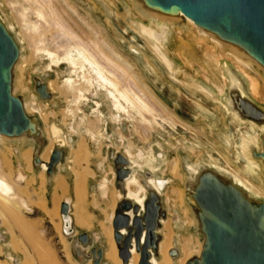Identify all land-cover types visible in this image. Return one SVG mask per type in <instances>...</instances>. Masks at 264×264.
<instances>
[{
    "label": "rangeland",
    "instance_id": "374dc122",
    "mask_svg": "<svg viewBox=\"0 0 264 264\" xmlns=\"http://www.w3.org/2000/svg\"><path fill=\"white\" fill-rule=\"evenodd\" d=\"M43 1L46 4V8L51 14L54 22V26L51 29L52 34L47 35L49 41L51 40V37H57L59 40V46L62 48L68 47L72 41L86 44L88 48L93 50V52L97 54L102 61L123 76L124 84L134 82L139 88H141L139 86V81L136 80L135 76L132 74L131 68L127 64L124 65L123 63H119V61L101 45L102 42L100 41L107 39L121 53L128 56L135 63V74H138V76L142 77L143 80L145 79V82L148 83L152 91L163 99L164 103H166L169 107L170 112H175V114H178L182 120L177 117H173L159 102H157V100H154L157 104V113H159L160 116H164L167 121L163 120L159 116V119L157 120L159 124L153 122L152 126H150L136 120L134 122H129L130 130L131 132L133 131L132 134L129 129L118 126L117 135L112 128L110 119L108 118L107 99L102 96H97V99L102 101L104 105L102 110L104 111V114H106L102 123L97 122L99 126L102 127L101 130L103 132L101 131V133L103 134L101 135L100 133L95 132V136H93L89 130L90 122L93 120L96 121L93 113L94 108L92 107V100L89 102L83 101V104L79 105L86 113L85 116L84 113H80L75 109V106L72 104L74 97L66 90V88L49 89L48 87L51 93V98L48 100H43V98L35 90L36 76H40L47 85L50 80L55 79V85L58 86L59 84H62V81L67 75L65 67L67 65H62L61 69L56 66H53L52 69L49 68V64L51 63L50 58L45 52L37 51L36 48L37 46L42 45L39 36L27 31V29L30 31L32 30L31 26L33 24L39 25L43 23V20L39 17L38 12L33 7H30L29 2L26 0H0V17L6 26L11 28L9 30L17 40L23 55L22 63H24V67H21L20 65L14 69L13 87L14 90L16 89L15 94L31 106L32 110L28 113L38 119L39 128L42 132V139L44 141L39 144L38 141L27 135L24 137H14L12 139L8 137L7 141L5 139V143L0 144V147L3 151H12L15 173L20 169L26 175L27 179L34 180L35 178L34 183H36V181L40 178V164L33 162V168L29 169L26 165L19 164L18 155L24 149L33 146L34 158L36 156H40L45 147L55 139L52 126L56 125L59 127L60 132L58 136H61L60 138H64L67 142L64 146L58 145L61 142H54V145L56 146V149L63 151V159L57 164L52 174L47 172L46 175L50 180L56 173L63 174L65 172L63 175L67 177L66 179L69 182V192L67 193V196L71 197L73 202L78 201L77 203L79 207L81 206V208H79L81 211L80 213L84 215V222L88 223L91 216H93L92 221L94 222L93 226L85 228L79 226L72 220V227L67 232L64 228V220L62 226V221L57 213L55 203L53 202L51 187H48L46 190L47 201L43 197H40L37 193L30 194L28 192L29 194L27 197L25 196V193L21 194L18 192L14 196L15 201H17L21 206L20 212L18 213V220L21 218L24 219L30 230L26 232L16 218L8 211L6 212L8 217L6 221L0 217V232L4 236L3 238L0 237V245L2 248L0 258L4 260L7 259L9 264H95L96 259L94 256V250L102 249L103 257L101 259V264H114L113 261L104 256L107 248V241L104 233L102 232L100 221L105 218L104 209L108 206L107 198L103 196L101 190L99 189V182H102L104 177H107L110 182L112 180L114 181V184L108 182L109 188H113V185L116 186V166L114 165V160L111 158L112 151L119 153L126 152L132 158L136 172L143 175L140 179L137 174L132 177L129 183L130 189H132L133 185L142 186L146 183L153 185V183H156L158 178L168 179V182L164 184L161 196L163 210L165 212V216H163V218H168L163 231L165 243L167 242L168 234L170 233L169 240L170 242L173 241V245L180 246L181 242V245L184 246L185 241L187 240V246L191 247L192 245L194 249L191 257L197 255L196 250L200 248L199 244L203 242L204 237L200 229V223H198V217H196V203H193L194 199L191 196V182L193 181V177L190 175L187 166L188 164H195L203 168L206 165H209L210 159L208 157L218 161L219 165L224 167V170L226 168L228 170L235 171L237 165L234 162L232 163L233 155L231 149V144L233 143L231 134L235 137L236 131L232 132L227 126V120L224 118L223 110L217 108L220 106L219 102H210L211 100H208L206 96L202 95V93H200L199 90H196L192 85L194 79L199 78L202 81L210 82V85L218 91H222V89L218 88L214 83L218 82L217 84H221L223 81L220 76L214 72L212 66L205 60L203 50L208 54L216 52L217 55L222 58H230L227 51L239 54L240 52L237 48L229 44H224L221 49L217 47L213 41L211 42L209 38L199 36L196 28L188 24L184 17L174 18L166 16L163 19H166L165 21L168 23V26H173L170 29L166 40L167 49L171 57L177 58L181 62V65L175 66L172 71L161 61L159 64L156 56L151 55L148 51L140 48V46L136 44H143L145 46L148 45L145 37L140 36V38L137 37L138 39L135 38L137 39L135 43L132 39L134 38L132 34L124 33L118 22L115 20L113 22L112 20L108 4L117 8L120 12L127 8L131 12L130 15L136 17L137 20L150 25L152 22L149 14H144L146 10L138 0H72L71 4L78 9L80 8L79 11L83 14V17L86 20L88 19V22L93 24L95 23L97 28L100 30L99 38H97V36H95V34L87 27L84 29L82 26H78L79 30H77L72 25L73 21L71 20L69 13L62 7L60 3L61 0ZM68 1L70 2V0ZM76 2H79L78 5ZM22 6L28 8L26 11V20L21 14L24 9ZM179 30H181V32H178ZM137 33L141 34L140 32ZM116 37L117 39H115ZM45 43H49L47 39L45 40ZM133 45L142 50V61L149 70L157 73V81L155 80V76L153 74L148 75L145 72V69L138 57L129 51V46ZM240 55H243L245 59L250 58L242 53ZM253 62V69L251 71L242 70L241 68L239 69V67L238 69L242 71V73L246 72V74H249L253 79H255L256 91L258 95H255L248 90V97L260 107H264V67H262L255 60H253ZM160 65L162 67H160ZM58 70L60 73L59 75H57ZM247 86V83H245L246 89ZM229 91V88H227V93H229ZM34 103H36V110L32 108ZM146 115L151 118L150 114L146 113ZM105 121L107 123H105ZM250 124L251 120H244L242 121L241 127L246 129L247 126H250ZM71 126L74 127V131L71 129ZM81 133H83V135ZM226 134L228 144L223 146ZM261 134L262 131L260 130V135ZM119 136L125 141H121ZM19 138L22 139L20 140ZM210 140L215 141L210 142ZM83 141L92 153L89 157V166L95 172V176L93 178L90 177L86 183V193L83 188L85 178L80 177L77 180L76 192L73 187L75 171L81 170L85 166V151L79 150V143ZM261 148L262 145L260 144L259 151ZM141 151L143 156L138 157V153ZM175 159H177V167L176 172L173 174L171 173L168 164L170 161H174ZM0 165V169L3 173L11 178L9 172L6 170V167H4V160L1 155ZM250 179L257 187L264 185V175L261 171L255 176H250ZM143 189H145V187H143ZM18 190L25 192V182L22 181L21 186H18ZM79 193L81 198H78ZM33 194L38 196L40 199H36ZM148 194L149 191H147L146 196H148ZM58 197H61L60 200L65 198L62 193H60ZM94 197L97 198L95 202ZM261 199H264V196H262ZM62 203L63 202L60 204V214L63 218L61 213ZM72 209L75 211V207H72ZM193 210L195 214L193 213ZM73 211L70 212L71 218V213H73ZM168 227L170 228L169 230ZM82 234H86L88 236V240H82ZM177 239H180V241H177ZM66 243L69 244V247ZM67 248L70 250L71 258L69 254H67ZM157 256L159 257L160 255L157 254Z\"/></svg>",
    "mask_w": 264,
    "mask_h": 264
},
{
    "label": "bare ground",
    "instance_id": "6f19581e",
    "mask_svg": "<svg viewBox=\"0 0 264 264\" xmlns=\"http://www.w3.org/2000/svg\"><path fill=\"white\" fill-rule=\"evenodd\" d=\"M26 1L29 2L30 7H33L38 12L39 17L43 20V23H41L39 25L33 24L31 26V28H32L31 31L29 29H27V31L29 33H32L34 35L39 36V39H40V42L42 45L36 47L37 51H43L48 55V57L51 60V63L49 64L50 69H52L53 66H56L57 68L61 69L62 65H67V66H65L66 70H67L66 71L67 75L65 76L66 78L63 81L61 80L62 84H59L58 86L55 85V81H56L55 79L50 80L48 85H47L46 82L40 76H36V78H35V89H36V91L39 92V94L43 98L48 99L50 97V95H51L50 91H49L50 88H53V89L66 88V90L68 92H70L71 95H73V97H74L72 100V104L75 106V109L80 113L81 112L84 113L85 116H86V113L82 110V108L79 105L83 104L82 103L83 101L89 102L92 100L93 101L92 107L94 108L93 113H94L96 121L93 120L92 122H90L89 130L93 134V136H95V132H98L101 135L103 134V133H101L102 127H100L97 122L102 123L103 119L105 118V114H106V113L104 114V111L102 110L104 105L100 99H97V96L98 97L102 96V97H105L107 99L108 118L110 119V123H111L112 128L116 134H117L118 126H121L122 128L129 129V131L131 132L129 122H134L136 120H138L139 122L148 124L150 126H152L153 122L159 124V122L157 120L159 119L160 114L157 113V110H156L157 104L155 103L154 100H157V102H159L164 107V109L166 111H168V113L171 114L173 117H175V118L177 117L178 119H181L178 114H175V112L174 113L170 112L169 107L166 105V103H164L163 99L160 96H158L154 91H152V89L149 87L148 83L145 82V79L143 80L142 77H139L138 74H135V70H136L135 63L128 56L121 53L107 39H103L102 41H100V42H102L101 45L104 48H106V50L109 51L112 54V56L119 61V63H123L124 65L127 64L131 68L132 74L135 76L136 80L139 81V86L142 89L139 88L134 82H130V84H124L123 83V79H124L123 76L120 75L115 70H113L111 67H109L108 64H106L104 61H102L97 56V54H95L93 52V50L88 48V46L86 44H84L82 42L72 41V43L68 47L62 48L61 46H59V40L57 39V37H53V38L51 37V40L49 41V38L47 37V35L52 34L51 29L54 26V22H53V19L51 17V14L49 13L48 9L46 8V4L44 3L43 0H26ZM71 1L72 0H70V2L68 0H61L60 3L62 5V7L65 8L66 12L69 13L70 18L73 21L72 25L77 30H79L78 26H82L84 29H86L85 27H87L95 34V36H97V38H99L100 30L97 28L95 23L93 24L91 22H88L89 20L87 19L88 20L87 21L83 17V14L79 11L80 8L78 9L74 5H72ZM78 3H77V5H78ZM138 6H140V5H138ZM22 7H24V6H22ZM90 7H89V9H90ZM108 7L110 10L113 22H114V20L116 22H118L119 26L122 28L124 33H126V34L131 33L132 36L134 37L132 39L135 41V43H136V40L138 38H140V35L137 33L138 31L141 32V34H143L145 36L148 45L145 46L143 44H138V43H136V44L138 46H140V48H143L144 50L148 51L151 55L156 56V58L159 61V64H160V60L164 59L172 71H173L175 66L181 65V62L177 58H173L170 56L169 51L167 49L166 40H167L169 31L173 26L172 25H171V27H170V25L168 26V23L165 21L166 19H163V18H165L166 16L168 17L169 15H166L162 12H159L158 10H149V9L147 10L146 9V12L144 14L148 13L149 17L151 19V22H152L149 25V24H145V23L137 20L136 17H133L132 15H130L131 12L127 8H125L124 11L120 12L119 10H117V8L113 7L110 4H108ZM27 10H28V8L24 7L23 11L21 12V14L25 20L27 19L26 18L27 17V15H26ZM86 10H87V8H86ZM104 15H106V14H104ZM180 16L182 18L184 17V19L188 22V24H190L196 28V30L199 33V36L209 38L211 40V42L213 41L217 45V47L222 49L224 44H229V43H226L221 38H219L216 34H213V33L209 32L208 30H206L205 28L198 26L191 18L185 16L182 13L177 18H180ZM170 17L176 18L175 16H170ZM96 23H98V22H96ZM180 26H181V24H180ZM7 27H8V29H11L9 26H7ZM106 27H107V25H106ZM187 29H190V28H187ZM178 32H181V30H179ZM16 34H17V32H16ZM135 38H137V39H135ZM46 39L49 42L48 44L45 43ZM115 39H117V37ZM229 45H232L233 47L237 48L238 51L240 52V54L242 53L244 55H247L250 58L245 59L243 57V55H240L239 53H236V52L227 51V50H226L228 52L227 54L230 55V58L229 57L228 58H222V57L218 56L216 52L208 54L203 50V56H204L205 60L212 66V68L214 69V72L218 76H220V78L223 81V83H221V84H217L218 82L217 83L213 82L218 88L222 89V91H218L212 85H210V82L202 81L199 78L194 79L192 86L196 90H199V92L202 93V95L206 96L208 100H211L210 102H212V101L219 102L220 106H218L217 108L220 110H223L224 118H225V120H227V126L229 127V129L232 132L236 131V135L234 134L235 137L231 134L232 140H233V143L231 144V149H232V155H233L232 163L233 162L236 163L237 167H236L235 171H231V170H228L226 168L224 170V167L219 165L218 161H216L215 159H213L211 157H208L210 159L209 165H206L204 168H201L199 165L197 166L195 164H188V166H187L188 171H189L190 175H192V177H193V182H192L191 188H192V190H194L193 187L196 185L198 175L204 169H206V170L212 169L214 171L222 170L224 172L223 174L227 178V180H230L233 183H235L236 185L240 186L246 192V195L249 199H251V200H252V198L253 199L254 198L255 199L256 198L261 199V197L264 196V185L257 187L251 181L250 176H255L260 171L264 175L263 159L262 158L258 159L255 155V152L259 150L260 144L262 141V135L264 133V119L262 121H259V122L252 120L250 126H247V128L245 127L246 129H243L241 127L242 121H244L243 117H241L240 113H238L239 111L237 110L238 108L235 105V103L234 104L232 103L233 102L232 93H234V95H240L243 97H247V96H249V91H251V93L258 95L257 91H256L255 79H253L249 74H246V72L242 73V71L239 70L241 68L242 70H250L251 71L253 69L254 58H252L246 52L241 50L238 46H236L234 44H229ZM199 46H201V45H199ZM140 48L135 46V45L129 46V51H131L132 54H134L138 57V59L140 60V62L142 63V65L145 69V72L148 75L153 74L155 76V80L157 81L158 80L157 73L153 72L152 70H149L148 67L145 65V63L142 61L143 55H142V50ZM22 59H23V55L21 53L20 59L16 63V67H19L20 65H21V67H24V63H22ZM197 60H198V58H197ZM160 67H162V66L160 65ZM238 67H239V69H238ZM46 69H47V67H46ZM141 70H143V69H141ZM47 74H48V72H47ZM59 74L60 73L58 70L57 75H59ZM245 83H247V85H248L247 89L245 87ZM48 87H49V89H48ZM227 88H229L230 93H227ZM15 92H16V89L14 90V93ZM93 96H96V97H93ZM35 104L36 103H34V105H32V108L34 110H36ZM209 104H211V103H209ZM25 107H26V110L28 112L30 110H32L31 106L28 103H25ZM262 109L264 110V107H262ZM146 113L150 114L151 118L147 117ZM210 114H213V113H210ZM201 115H204V114H201ZM160 117L163 120H166V118L164 116H160ZM212 118H213V116H212ZM220 118H222V117H220ZM106 121H105V123H107ZM212 121H214V120H212ZM221 122H222V120H221ZM49 125H50V123H49ZM81 128H82V126H81ZM71 129L73 131L75 130L73 126H71ZM52 130H53V133L55 134V139L49 145H47L45 147V149L43 150V152L40 155V158L42 159V163L40 164V168H41L40 178L38 181H36V183H34L35 178H34V180L33 179H27L26 175L20 169L15 173L12 151L8 150L9 152H6V151H3V149L0 147V155L2 156V158L4 160V165H5L4 167H6V170L9 172V174L12 178V179L9 178L0 169V217L3 218L4 221H6L8 219L6 212L8 211L10 214H12L16 218V220L26 230V232L29 231L30 228L26 224V221H24V219L21 218L18 220V216H19L18 213L20 212L21 206L17 201H15L14 196L18 192L21 194L25 193V196H27V197H28L29 193L30 194L31 193H37L40 197H43L47 201L46 190L48 187L49 188L51 187L53 202L55 203V206L57 208V213L60 216V219L62 221V226H63V220H64V228L67 232L72 227V220L75 221V223L78 224L79 226L85 227V228H89L90 226L94 225V222L92 221L93 216H91L88 223L84 222V219H83L84 215L80 213L81 211L79 208H81V206L79 207V205L77 203L78 201L73 202V199H71V197L67 196V193L69 192V182L66 179L67 177H65L63 175L65 172L63 174H61V173H56L55 175L53 174L54 176L50 180L48 179V177L46 175L47 169H48L47 162H49L50 156H51V153L53 152V150L56 149L54 142H61L60 144H58L60 146H64L65 143L67 142L64 138H60L61 136L60 137L58 136L59 132H60L59 127H57L56 125H53ZM260 130L262 131L261 135H260ZM132 132H131V134H132ZM210 133H209V135H210ZM81 134L83 135V133H81ZM24 136H26V135H23V137ZM7 138H8L7 136L0 134V144L5 143V139L7 141ZM120 138H121V141H125L122 137H120ZM205 138H207V137H205ZM73 140H71V141H73ZM117 140H119V139H117ZM224 140H225V142L223 143V146L228 144L227 134L225 135ZM71 141H70V143H71ZM212 141H215V140H212ZM212 141L210 140V142H212ZM213 144H214V142H213ZM115 146H117V145H115ZM12 150H14V149H12ZM33 150H34V147L30 146L29 148H26L20 152V154L18 155V162H20L19 163L20 165H26V167L29 169L33 168V162H34ZM35 150H37V149H35ZM79 150L85 151V156H84L85 166L83 167V169L75 171L74 179H73V187H74V191L76 192L77 180L80 177L85 178L84 182H83V188H84V192L86 193V183H87L88 179L90 177L93 178L95 176L94 170L92 168H90V166H89V162H90L89 157L91 156L92 153L87 148L84 141L79 143ZM100 150H101V148H100ZM124 154L130 161V166L128 168H130V170H131L128 177H126L124 180H121V184H122L124 191L120 188H117L115 185H113V188H109L108 182H110V181L107 177H104L103 181L99 182V189L101 190L103 196H105L107 198V206H108L104 209L105 210V218L100 221L102 232L104 233V236H105L106 241H107V248H106V251L104 253L105 254L104 256H106L108 259L113 261L114 264H124L122 258L118 256V245H117L116 240L114 238V228L112 225V221H113V218L115 215V210H116V207L118 205V202L123 198H128V199H131L134 202L140 203L142 206H144L148 187L156 190L159 194L162 195V190L164 188V184H166V182H168L167 178H161V179L158 178L156 183H153V185H150L149 183H146L145 185L141 184L143 187H145V189H143L142 186H138V185H133L132 189H130L129 183H130L132 177L135 174H137V176L140 179L143 175L136 172L132 158L126 152ZM141 156H143L142 151L138 153V157H141ZM168 166H169L171 173L174 174L176 172L177 159H175L174 161H170ZM35 173H38V172H35ZM115 175H116V173H115ZM190 175H189V178H190ZM22 181L25 182V190H24L25 192L18 190V186H21ZM110 183L114 184V181L112 180ZM60 193H62V195L65 197L63 200H60L61 197L60 198L58 197ZM33 196L36 199L39 198L35 194H33ZM79 196H80V193L78 194V198H81V196L80 197ZM96 200H97V198L94 197V202ZM80 201H79V203H80ZM61 202H63L62 206H61V213L63 215V218L60 214ZM193 203H195V201ZM47 206H48V204H47ZM72 207H75V211H73ZM166 207H167V205H166ZM95 208H97V207H95ZM99 209H100V207H99ZM72 211H73V213H71V216H72V218H71L70 212H72ZM193 213H194V210H193ZM72 214L74 215V217ZM130 214L133 215V212L130 211ZM167 220H168V218L167 219L166 218L161 219L160 233L162 234V239H161L160 244H159V255L160 256L158 257V256H156V254H153L152 262L154 264H186V262L189 260V258H191V255H192L194 249H193L192 245H191V247L187 246V240L185 241L184 246L181 245V242H180V246L173 245V243H172L173 241L170 242V240H169L170 233L168 234V240L165 243L163 231H164V228H165L164 226H165ZM169 229L170 228L168 227V230ZM0 237L1 238L4 237L1 232H0ZM5 238H6V236H5ZM190 239H191V237H190ZM177 241H180V239L179 240L177 239ZM67 245L69 247V244H67ZM199 245H200V248L197 250L195 249L197 251V254H200L202 251V243ZM1 250H2V248L0 245V252H1ZM67 254H69V256L71 258V255H70L71 253H70L69 248H67ZM95 259H96L95 264H101V256L98 253L95 254ZM139 260H140V253L135 248H133L132 249V257L129 261V264H139ZM8 262L9 261L7 259L4 260V259L0 258V264H9Z\"/></svg>",
    "mask_w": 264,
    "mask_h": 264
},
{
    "label": "water",
    "instance_id": "95a60500",
    "mask_svg": "<svg viewBox=\"0 0 264 264\" xmlns=\"http://www.w3.org/2000/svg\"><path fill=\"white\" fill-rule=\"evenodd\" d=\"M139 3L145 10H158L169 16L184 14L226 43L238 46L264 67V0H139ZM20 56L17 40L0 17V134L10 138L27 135L42 143L38 119L28 113L25 102L14 93V68ZM160 61L170 68L164 59ZM232 98L243 120L264 119L262 107L248 96L232 93ZM261 145L255 155L263 159L264 165V133ZM63 155L62 150H53L47 162L49 174ZM111 158L116 166V187L123 189L121 180L130 174V161L124 153L114 151ZM34 162L41 164L42 159L36 156ZM223 173L204 169L194 190L191 188L204 240L201 253L189 258L186 264H264V199H249ZM148 191L144 206L123 198L115 210L114 238L124 264H129L133 248L140 253L139 264H154L152 256L159 254L161 219L165 212L162 195L149 187ZM81 238L88 240L86 234ZM96 253L102 259L103 250L95 249L94 256Z\"/></svg>",
    "mask_w": 264,
    "mask_h": 264
}]
</instances>
